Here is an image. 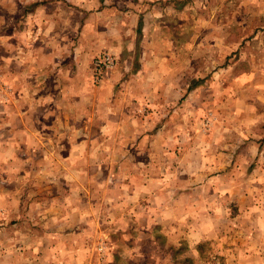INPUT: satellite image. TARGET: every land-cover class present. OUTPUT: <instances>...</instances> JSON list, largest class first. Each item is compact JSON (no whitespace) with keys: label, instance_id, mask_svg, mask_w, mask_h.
Here are the masks:
<instances>
[{"label":"rangeland","instance_id":"rangeland-1","mask_svg":"<svg viewBox=\"0 0 264 264\" xmlns=\"http://www.w3.org/2000/svg\"><path fill=\"white\" fill-rule=\"evenodd\" d=\"M3 1L0 264H264V0L55 3L43 67Z\"/></svg>","mask_w":264,"mask_h":264},{"label":"crops","instance_id":"crops-1","mask_svg":"<svg viewBox=\"0 0 264 264\" xmlns=\"http://www.w3.org/2000/svg\"><path fill=\"white\" fill-rule=\"evenodd\" d=\"M87 0H85L86 2ZM4 6L12 8L14 6H18V8H21L19 11V15L18 16H14V15H9L8 17H6L5 19V23L8 26L5 30V36L8 37V41L11 43V41L13 40V38H15L17 36V29H16V25L18 23H22L23 27L22 29H19V33L21 35V37L25 40V42H27L25 36L30 32L29 31V24H34V26L37 27L38 32L36 33V37L38 39V42L36 43L35 49H30V48H25V47H20V48H15L16 51H21L22 53L27 49H30L27 52H30L31 54V58L33 60V62H37L36 64H39V66H44L42 64L43 63V59L40 58V63H38L39 57H42L40 53H44L42 49L45 50V55L47 56H54L56 55L55 50H54V42L55 39L49 41L47 44L43 43L44 45H40L41 41H39V39L43 38L44 35H48V34H54L55 31H57L55 29V24H57V22H60V18L56 15H50L48 9L50 7L54 8L55 3H63L68 5V7H73V6H81L83 7V4L76 2V0H4ZM107 1H104V4H107ZM100 3L101 0H100ZM46 12H48V14H45ZM38 13H40L38 15ZM46 24H51L52 26L50 28H48L47 30L44 28V25ZM40 29V30H39ZM35 34V33H34ZM41 34V35H40ZM56 34V33H55ZM58 34V33H57ZM59 36V35H58ZM55 37V36H54ZM34 38V37H33ZM58 39V38H57ZM24 43V42H23ZM52 44V46H51ZM26 45L29 46V43H27ZM42 48V49H39ZM16 51H11L9 56H12L14 54V52ZM35 58V59H33ZM31 65L32 67H38V65ZM12 66V65H11ZM53 68H55L53 66ZM23 68H18L17 71L22 70ZM31 69V68H30ZM25 74V78H24V82L23 83L28 87V89L30 88L31 84L29 83L31 76L28 75L27 72H24ZM45 78V77H44ZM39 79L38 77L36 78L41 84H39L40 86L43 84V80ZM12 79V78H11ZM45 85L43 86L42 90L40 91H34L31 92V94H24V92L22 93V96H20V98H25L29 101V98H35L38 100V103L40 104L41 101H46L48 96H51V92L48 91V94L46 96V90L44 87H49V82L46 81L44 83ZM42 97H45L44 99ZM69 100L71 97H67ZM76 97H74L73 103L75 104L76 102ZM26 102V101H21V103ZM15 118L16 117H21V123H23L24 119H29V116L27 115V112L25 113V110L21 109L20 111H13L11 108V112H10ZM22 126L19 128L21 131L24 132L23 133H29L30 131H33L34 129H30L28 127V124H21ZM73 127V126H72ZM59 134V132H57Z\"/></svg>","mask_w":264,"mask_h":264},{"label":"built area","instance_id":"built-area-1","mask_svg":"<svg viewBox=\"0 0 264 264\" xmlns=\"http://www.w3.org/2000/svg\"><path fill=\"white\" fill-rule=\"evenodd\" d=\"M116 59L111 54L97 56L92 62V74L96 82L101 81L108 72L114 69Z\"/></svg>","mask_w":264,"mask_h":264}]
</instances>
